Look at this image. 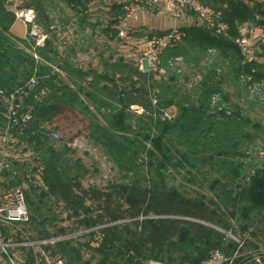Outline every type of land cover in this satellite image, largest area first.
<instances>
[{"label":"trees","instance_id":"1","mask_svg":"<svg viewBox=\"0 0 264 264\" xmlns=\"http://www.w3.org/2000/svg\"><path fill=\"white\" fill-rule=\"evenodd\" d=\"M106 1L103 22L92 17L95 0H0V88L39 78L28 97L32 118L21 132L12 130L31 160L8 157L2 170L3 185L23 188L29 220L16 230L2 226L3 236L56 237L41 244L42 254L20 247L21 264L42 263L47 254L67 264H205L215 251L226 258L219 264H264V161L247 159L259 142L264 155V121L250 114L258 96L264 105V41L253 40L260 60L249 63L233 40L245 23L264 28V0H201L221 10L229 36L189 21L161 54L164 73L115 55L109 42L126 45L118 37L123 7ZM19 8L34 10L24 37L11 31ZM69 25L75 38L64 41ZM134 27L132 35L145 34L140 23ZM88 29L106 40L96 52L100 69L77 58L91 46ZM176 56L181 60L170 59ZM67 110L84 117L87 141L112 162L116 176L106 185H84L87 166L49 127ZM4 123L0 114V133ZM177 175L188 184L173 183ZM65 218L72 224H62Z\"/></svg>","mask_w":264,"mask_h":264},{"label":"built area","instance_id":"2","mask_svg":"<svg viewBox=\"0 0 264 264\" xmlns=\"http://www.w3.org/2000/svg\"><path fill=\"white\" fill-rule=\"evenodd\" d=\"M122 3L123 12L119 16L118 37L128 44L132 39L131 29L138 25L145 14H163L172 19V24L163 32L146 36L141 40L142 45L138 52L133 54V59L141 71L164 73L165 68L161 62V54L166 47L173 46L180 41L184 35L183 27L193 21L212 28L214 33L229 36V25L222 19V12L201 0H119ZM17 18L24 22L32 21L34 18L33 9H20L16 11ZM239 35L233 38L239 47L243 61L257 63L260 59L253 48V40L262 38L264 41V28L262 25L245 23L240 26ZM44 35L41 38L43 40ZM38 41V42H41ZM175 61L180 57H172ZM169 59V60H170ZM178 59V60H177ZM168 60V61H169ZM39 78L36 75L22 85L12 90L0 88V114L5 117V123L0 135L3 138L12 136V130L21 132L28 125L32 118V104L28 97L36 88ZM43 90L35 93L39 96ZM264 152V148L261 153ZM6 157H0V256L6 264H21L16 253L22 246L31 247L34 253L41 251V244L53 242L56 237L46 240H32L25 237L24 240H15L11 237L5 238L2 234V226H13L18 229L29 220V211L26 204L25 193L21 186H5L2 184V170ZM81 233V231H79ZM48 256V255H45ZM46 262L33 264H67L62 257H49ZM226 258L218 251H215L205 264H219ZM145 264H168L158 259H149Z\"/></svg>","mask_w":264,"mask_h":264},{"label":"rangeland","instance_id":"3","mask_svg":"<svg viewBox=\"0 0 264 264\" xmlns=\"http://www.w3.org/2000/svg\"><path fill=\"white\" fill-rule=\"evenodd\" d=\"M107 1L106 0H100L94 2L92 4V17H96L97 15L102 18V21L105 22L106 18L108 17L109 11L105 9V6ZM172 24V19L170 17H166L163 14H145V16L142 17V20L140 21V31L142 33H145L141 36L138 35H132V39L130 42L126 45H118L116 42H109L117 52H115V55L117 56V53H124L126 56H132L133 54L138 52V47L142 45L141 40L144 39L147 36L148 31L152 29L157 28H167ZM98 28V27H97ZM73 26L69 25L67 30H64L62 32V35L64 36L65 40L62 39V41H71L73 40L74 34L72 33ZM32 34H34V37L37 39V41H41V38L43 36L42 31L38 26L33 25ZM87 36H89L90 44L88 52H80L77 54L78 60L83 64H91L93 66L101 68V64L98 63V57H97V50H100L101 46L106 42L105 37L102 35V33L97 29L95 33L91 34V31L88 29ZM92 37V39H91ZM93 40V41H92ZM63 44L65 42H61L60 48H63ZM89 44V43H88ZM107 55V54H106ZM178 60V59H177ZM181 60V59H180ZM178 60V61H180ZM180 62V66H181ZM184 67V66H183ZM186 70V68H185ZM259 88V86H258ZM253 90H257V88L254 87ZM258 92H260L258 90ZM236 95V94H235ZM235 95L233 96V100L236 101ZM255 93L253 91L248 92V99H255ZM258 99L260 100V104H255V106L250 111L251 117L258 118L261 122L264 121V105L261 101V98L258 96ZM263 105V106H262ZM244 107H247V103L243 104ZM137 111H141V108H136ZM172 113L174 112L173 109ZM49 127L53 128L54 132L57 134V136H61L62 140L67 142L68 145L76 148V151L73 153L74 157H79L82 162L87 166L88 173H86L83 183L85 186L89 184H96L99 186L106 185L108 181L116 176V171L113 167V164L111 161L108 160L107 156L102 152V150L89 143L86 138V121L84 117L80 114H77L76 111H66L63 114H61L59 117L54 119L52 123H50ZM253 130V129H252ZM58 138V137H56ZM58 140V139H57ZM17 138L15 136H9L8 138H3L0 135V157L5 156L6 160L8 157L11 159L16 158L19 160H31L30 151H22V146L16 145ZM260 143V142H259ZM258 143L257 146L260 144ZM255 147V148H256ZM250 149V154L248 160L254 159L257 162L264 161V155L262 157L259 156L258 150L256 149ZM175 184H178L180 182H184V184H188V182L183 178L181 175H177L175 179L172 181ZM199 190L204 193L210 194L211 192L208 190L207 186L204 188H198L197 185H192V190ZM193 193V192H192ZM65 213H63V216ZM62 224H69L71 225V219L65 218ZM80 232H71L68 234H65L64 237H71L76 236ZM48 255V254H47ZM49 257L52 256H45V262L47 261L46 258L50 259ZM62 257V256H58ZM64 261L66 262V258L62 257ZM67 263V262H66Z\"/></svg>","mask_w":264,"mask_h":264},{"label":"crops","instance_id":"4","mask_svg":"<svg viewBox=\"0 0 264 264\" xmlns=\"http://www.w3.org/2000/svg\"><path fill=\"white\" fill-rule=\"evenodd\" d=\"M14 2L16 4L17 3L21 4L22 0H14ZM11 7H13V6L11 5ZM20 9H24L25 10L26 8H19L18 10H20ZM11 31L15 35L24 37L26 35V33H27L26 23L21 18H16V20L14 21V23L11 26Z\"/></svg>","mask_w":264,"mask_h":264}]
</instances>
